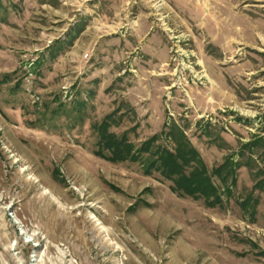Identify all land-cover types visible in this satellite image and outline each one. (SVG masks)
Segmentation results:
<instances>
[{
    "label": "rangeland",
    "instance_id": "rangeland-1",
    "mask_svg": "<svg viewBox=\"0 0 264 264\" xmlns=\"http://www.w3.org/2000/svg\"><path fill=\"white\" fill-rule=\"evenodd\" d=\"M108 116L135 149L178 124L223 202L97 154ZM258 137L264 0H0V264H264Z\"/></svg>",
    "mask_w": 264,
    "mask_h": 264
},
{
    "label": "trees",
    "instance_id": "trees-1",
    "mask_svg": "<svg viewBox=\"0 0 264 264\" xmlns=\"http://www.w3.org/2000/svg\"><path fill=\"white\" fill-rule=\"evenodd\" d=\"M106 117L96 128L100 131L99 149L96 151L100 156L114 161L138 160L143 154L149 153L147 171L156 169L162 172L166 178L174 182L173 188L183 195H190L195 198H204L211 205H218L223 202L220 188L216 185L212 175L209 173L200 152L188 141L183 129L178 124L173 123L166 130V137L173 141L174 149L162 144H154L161 136L156 135L147 140L140 148L135 149L133 144L126 139V136L118 137L116 134H110L109 128L114 118ZM263 138H256L243 145L245 149L254 150L257 146H263ZM240 151V154H245ZM241 156V155H240ZM248 164V163H247ZM241 162L236 164L233 159H228L221 166L216 167L213 172L223 181L232 176L233 186L236 183V168ZM186 169V170H185ZM187 169L189 170L188 172ZM226 191L231 194L230 186ZM251 203V204H250ZM242 206L244 209L256 212L257 199L252 196L244 199ZM251 206V208H250Z\"/></svg>",
    "mask_w": 264,
    "mask_h": 264
},
{
    "label": "bare ground",
    "instance_id": "bare-ground-1",
    "mask_svg": "<svg viewBox=\"0 0 264 264\" xmlns=\"http://www.w3.org/2000/svg\"><path fill=\"white\" fill-rule=\"evenodd\" d=\"M48 192V191H47ZM50 193V192H49Z\"/></svg>",
    "mask_w": 264,
    "mask_h": 264
}]
</instances>
